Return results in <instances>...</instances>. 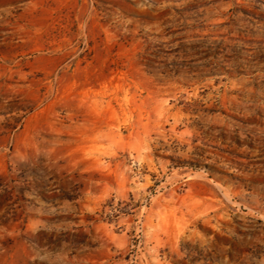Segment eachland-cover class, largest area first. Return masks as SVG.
Returning <instances> with one entry per match:
<instances>
[{
    "label": "rangeland",
    "instance_id": "374dc122",
    "mask_svg": "<svg viewBox=\"0 0 264 264\" xmlns=\"http://www.w3.org/2000/svg\"><path fill=\"white\" fill-rule=\"evenodd\" d=\"M0 264H264V0H0Z\"/></svg>",
    "mask_w": 264,
    "mask_h": 264
}]
</instances>
